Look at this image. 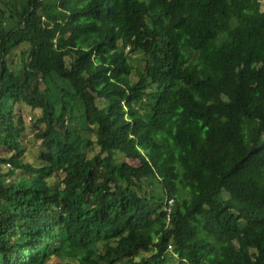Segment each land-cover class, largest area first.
Wrapping results in <instances>:
<instances>
[{
  "label": "trees",
  "instance_id": "obj_1",
  "mask_svg": "<svg viewBox=\"0 0 264 264\" xmlns=\"http://www.w3.org/2000/svg\"><path fill=\"white\" fill-rule=\"evenodd\" d=\"M18 104L41 112L39 165ZM68 107L84 148L59 139ZM263 134L264 0H0V166L26 174L0 172V264H264Z\"/></svg>",
  "mask_w": 264,
  "mask_h": 264
},
{
  "label": "rangeland",
  "instance_id": "obj_2",
  "mask_svg": "<svg viewBox=\"0 0 264 264\" xmlns=\"http://www.w3.org/2000/svg\"><path fill=\"white\" fill-rule=\"evenodd\" d=\"M261 4H262V2H261ZM26 49H27V44H23V45L19 46L17 49H15L13 52L7 54L5 57V61H6L7 65L9 66L10 70H13L16 74L20 70L19 56H20L21 52H23ZM55 57L65 67H69V64L71 63V61L73 59V55L70 53H67V52H60L58 54H55ZM131 64H132L135 71L137 69L142 70L144 68L143 56L141 54H137V53L131 55ZM131 80H132V82L137 81V78L134 74L131 76ZM56 84L59 85V86L56 85L57 87H65L66 88V85L61 84L60 82H56ZM34 85H35V87H37V90L40 92L42 98L45 97L47 90H49L48 95L52 94L53 96H56V95L59 96V94L57 93V91H56V89L52 83L42 84L41 82L37 81L34 83ZM67 102H68L69 106H70V104L71 105H73V104L78 105L77 104L78 101L69 102V100H68ZM96 103H97L98 108L104 107L103 100L100 97H97ZM14 112L16 114V117L21 118L22 125L24 127V137L21 139V146L24 148L23 162H26V163H29L32 165H39V163H40L39 156L41 153V146H40L41 142L34 137L35 131L33 130L32 126H33L35 120L40 117L41 112L38 109L33 110V109L29 108L28 106H25L24 104L16 105L14 108ZM80 116H81V111L79 109H77L76 114L72 120V116L70 114V107H68V114H66V120L70 119V120H72V123H66L65 127H63V128H57L59 139L63 145H66L65 130H66V128H70V133H71L70 140L74 141L76 143L77 148H84L85 138H87L89 136V133L91 130H89L90 127L86 126V124L80 118ZM145 117L147 119H149L148 114H145ZM247 129H248V126L246 127V131H247ZM21 146L19 145V150L21 149ZM7 156H9L8 153H5L2 150H0V157H7ZM123 162L128 163V164H136L135 161L133 162L130 159H126L121 154H116L115 163L121 164ZM0 172L7 175V177L4 178L5 183L6 182L8 183L10 181H17L18 179H20L21 177L26 175L25 173L16 171L15 173H12V176H10L9 174L11 172V168L9 165H6V164L0 166ZM58 180H59V175L49 178V182H51L53 184L57 183ZM148 186L149 187L151 186L150 182L148 183ZM150 189L154 195H157V196L161 195L158 185H155L153 183V185L151 186ZM181 196H183V195H179V197H181ZM221 197L225 200V199H227L228 195L225 192H223L221 194ZM242 243H243V239L241 237H239L236 240V245L238 247H240ZM97 247L99 249H103L104 244H98ZM145 256H149V254H145ZM169 256L170 255L168 254V257ZM141 257H142V254H139L137 257H135V259L139 260ZM170 257L168 259L171 262V264H178V262L176 261L175 258H174L175 260H173V259H170ZM63 263L78 264L77 261L75 259H72V258L57 259V258L52 257L47 261V264H63ZM118 264H126V263H125V261H123V262L118 263Z\"/></svg>",
  "mask_w": 264,
  "mask_h": 264
},
{
  "label": "built area",
  "instance_id": "obj_3",
  "mask_svg": "<svg viewBox=\"0 0 264 264\" xmlns=\"http://www.w3.org/2000/svg\"><path fill=\"white\" fill-rule=\"evenodd\" d=\"M263 137H264V134H263ZM173 203H174V200L173 199H167V200H165L164 211L166 212V219H167V221H169V219H170V212H171V208L173 206ZM167 250L168 251H171L172 250V245L171 244H169L167 246Z\"/></svg>",
  "mask_w": 264,
  "mask_h": 264
}]
</instances>
